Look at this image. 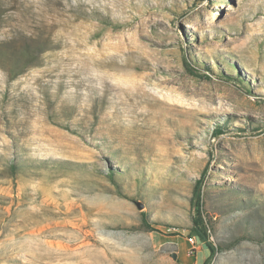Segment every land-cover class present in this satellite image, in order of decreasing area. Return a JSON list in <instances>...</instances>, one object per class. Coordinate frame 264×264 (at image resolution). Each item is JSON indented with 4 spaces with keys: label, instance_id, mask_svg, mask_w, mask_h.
Returning a JSON list of instances; mask_svg holds the SVG:
<instances>
[{
    "label": "rangeland",
    "instance_id": "rangeland-1",
    "mask_svg": "<svg viewBox=\"0 0 264 264\" xmlns=\"http://www.w3.org/2000/svg\"><path fill=\"white\" fill-rule=\"evenodd\" d=\"M12 5L0 264H264V0Z\"/></svg>",
    "mask_w": 264,
    "mask_h": 264
},
{
    "label": "trees",
    "instance_id": "trees-1",
    "mask_svg": "<svg viewBox=\"0 0 264 264\" xmlns=\"http://www.w3.org/2000/svg\"><path fill=\"white\" fill-rule=\"evenodd\" d=\"M15 2V0H0V31L5 27V21L7 20L6 18L9 17V15L7 14L9 11H11L13 13V11L15 10V8H13V3ZM12 7V8H11ZM15 35L14 30L12 32H8V34L6 35L5 39L0 42V55H5V53H9L11 51V46L15 45V42H13L12 40L14 38H12L11 36ZM28 51V50H27ZM46 49H42L40 52L43 53L45 52ZM23 56H26V51L23 50L22 52ZM184 66L186 68V70L191 74L194 75L195 72L193 71L192 68H190V66L187 64V62L185 61ZM220 129L215 130V132H219ZM14 168L11 167V173L15 176V171L13 170ZM204 177V176H203ZM201 182L202 180L198 179L197 182L194 185V192H195V196L198 202H196L194 204L195 206V210L197 213V216L192 220V225L187 228L185 231H187V237L188 238H193L194 240V245L195 243L199 242L205 245L206 249L208 250V256L205 258V260L203 261L202 264H208L209 261L211 260L212 256L214 255V253L217 252V248L214 247L212 245V243L209 240V236H208V229L206 227V225L204 224L202 217H201V208L202 205L200 203L201 200ZM141 224L143 225L144 230L150 231L152 230L151 227L149 226L148 222H147V217L145 214L142 215V219H141ZM193 252V251H191Z\"/></svg>",
    "mask_w": 264,
    "mask_h": 264
},
{
    "label": "built area",
    "instance_id": "built-area-1",
    "mask_svg": "<svg viewBox=\"0 0 264 264\" xmlns=\"http://www.w3.org/2000/svg\"><path fill=\"white\" fill-rule=\"evenodd\" d=\"M187 240L194 246V240H193L192 237L191 238H187Z\"/></svg>",
    "mask_w": 264,
    "mask_h": 264
}]
</instances>
